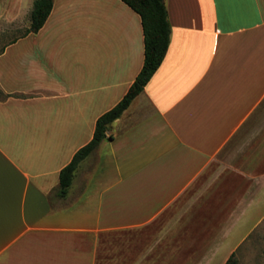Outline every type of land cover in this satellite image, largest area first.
<instances>
[{"label": "crops", "instance_id": "0c3cea01", "mask_svg": "<svg viewBox=\"0 0 264 264\" xmlns=\"http://www.w3.org/2000/svg\"><path fill=\"white\" fill-rule=\"evenodd\" d=\"M33 2L0 0V264L235 252L264 219V0H164L166 55L65 198L61 169L143 66L142 26L121 0H54L21 36Z\"/></svg>", "mask_w": 264, "mask_h": 264}, {"label": "trees", "instance_id": "16d2710c", "mask_svg": "<svg viewBox=\"0 0 264 264\" xmlns=\"http://www.w3.org/2000/svg\"><path fill=\"white\" fill-rule=\"evenodd\" d=\"M54 0H34L30 12V25L21 34L37 33L46 22ZM140 16L143 41V66L130 85L123 98L109 111L102 114L96 121L93 137L80 148L72 160L59 173V184L56 195L65 198L71 187L79 164L89 157L100 144L108 139L106 133L110 125L120 118L132 101L143 91L156 70L161 65L170 42L171 28L164 0H121ZM8 42L7 44H10ZM5 44L1 51H3ZM1 95V93H0ZM235 252H232L224 264H235Z\"/></svg>", "mask_w": 264, "mask_h": 264}, {"label": "rangeland", "instance_id": "374dc122", "mask_svg": "<svg viewBox=\"0 0 264 264\" xmlns=\"http://www.w3.org/2000/svg\"><path fill=\"white\" fill-rule=\"evenodd\" d=\"M25 28L18 29L17 33H21ZM8 29L0 27V32L6 31ZM15 32V31H13ZM229 246V245H228ZM230 252L228 249L226 251H221L218 253L216 258H212L210 264H222V259ZM235 264H264V219L260 222L258 227L249 234L242 244L235 251L234 256Z\"/></svg>", "mask_w": 264, "mask_h": 264}]
</instances>
